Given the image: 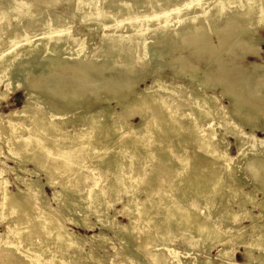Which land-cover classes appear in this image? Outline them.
I'll use <instances>...</instances> for the list:
<instances>
[{
    "label": "bare ground",
    "instance_id": "6f19581e",
    "mask_svg": "<svg viewBox=\"0 0 264 264\" xmlns=\"http://www.w3.org/2000/svg\"><path fill=\"white\" fill-rule=\"evenodd\" d=\"M108 2L99 7L90 1H78L74 9L75 12L85 10L79 15V22L86 26V30L90 22L96 29L102 25H111L102 30L100 42L96 45L97 47L99 44L103 45L100 62H96L93 55L88 56L89 59L82 58L85 49L82 38L71 36L70 23L64 18L58 17L60 20H57L50 16L46 17L45 12H35L37 8L29 0L24 2L12 0L9 7L6 8L8 6L6 2L5 8L2 5L3 10L0 9V82H7L9 75L19 73L18 80L26 81L31 73H28L27 69L30 65L28 60H34L32 57L41 51L45 53V58L47 55L49 58L50 54L63 48L67 37L70 38V42L64 45L67 51L65 58L62 60L53 58L54 61L51 62L58 68L54 71L68 70L65 71V76L68 77L67 73L70 71L72 78L75 75L78 81H85L76 85V81H72L75 87L64 90L59 86V84L62 86V81L58 83L59 81L53 80L54 77L53 79L47 77L55 73L48 72L47 75V67L49 68L51 63L48 61V66L47 63L40 62L39 67L43 68L39 69L38 78L36 75L32 83L28 81L29 78L27 79L28 84L31 83L27 86L30 91L27 90L25 94L27 102L22 107L11 110L4 116L5 118L0 117V141L9 152L7 158L18 159L21 164L19 169L28 174L23 176L14 170L17 173L15 177L23 185L17 186L15 192L9 189V179L2 177L4 170L0 169V213L2 220L6 222L5 230L0 231V264H14L9 256L12 247L20 243L27 248V251L21 253L30 264H70L72 257L76 256L79 257L76 264H86V255L83 253L66 255V244L74 249H77L79 244L75 241L73 233L65 231L60 226L62 224L58 218L51 216L49 211L33 214L29 210V204L44 199L45 196L39 169L47 171L44 174L48 184H51L50 178L53 175H63L59 180L61 190L53 191L55 199H59L62 194L71 193V197L66 199L70 204L72 202L73 205L82 207L88 216L97 215L102 226L117 229L120 240L128 242L133 237L134 241L125 243L124 248L132 250L134 246L140 247L137 242L138 236L140 237V243L149 248L147 253H143L149 260L140 261L136 255H126L132 264H148L150 261L154 264H170L171 253L161 252V246L168 247L182 234L187 235L188 243L198 247L203 244L204 248H210L215 243L228 245L227 243L236 242L256 246L259 254H262L264 224L259 226L253 219L254 214L245 208L248 203L264 208V161L255 153L259 149L260 141L253 137L244 139L241 135V126L237 122L239 119L236 120L234 116L240 109L233 111L222 106L218 102L219 97L213 93L209 94L206 88L210 84L209 81L223 84L234 106L263 113V66L256 63L251 64L249 69L242 65H229L224 68L223 61L219 60L221 65L217 74L208 75L205 82L197 81L199 85L196 86L200 88L192 91L178 81L182 69L178 67L183 65L185 67L180 52L177 56L170 55V59L167 57L168 62L166 58L163 61L161 55L163 52L169 56L175 50L180 51L191 44L194 48L191 53L199 60L206 59L207 52L215 51L216 48L208 40L211 32L216 34L214 31L218 30L219 33L221 28L229 30L238 23L246 25L252 19L263 20L264 0H132L126 3L108 0ZM228 8L232 10H227ZM23 14H27L26 26L22 29L15 28L2 38L3 32L8 30L9 18L13 17L17 22ZM220 18H223L222 27L217 25ZM181 21L183 25L180 29L175 28L171 32L164 29L166 27L170 29L168 27L170 24L176 25ZM129 30H132L133 34L124 36ZM177 35L182 37L181 45L171 43L173 36ZM33 37L38 38L31 41ZM43 37L53 41V45L46 47ZM148 39H153L151 44L147 42ZM96 49L94 48V52ZM22 50L27 52L21 53ZM246 52L255 56L258 54L257 48L254 50L249 48ZM70 59L72 60L69 61ZM136 63L139 64L140 71L146 66L151 67L153 71V83L147 87L148 89H134L132 83L124 85L126 88L116 89L117 95L114 97L120 109L114 108L113 111V108L108 109L106 106L108 116L104 120L85 112L82 114L73 111L75 115L66 116L72 112L69 108L71 105L79 104L77 106L79 108L81 105L90 107L87 110H92L97 105L100 98L96 88H91L87 83L93 73L115 70L118 74L129 77L139 72L138 69L133 71ZM165 68H169L167 76H170L171 80H166L162 76ZM62 74L61 78L64 76ZM75 77L73 80H76ZM10 85L6 83L7 90L11 88ZM56 102L60 104V109ZM40 104L43 105V109L38 106ZM135 114L140 118V123L136 130H131L128 118ZM56 115L62 118L59 124L53 119ZM58 130L66 135L68 132L70 134L60 140L61 136L55 133ZM228 133L235 138L238 148L236 157L229 156L224 150L225 145L221 136ZM114 135H118L116 143L113 144L116 153L112 152L113 156H103L102 151ZM248 150L252 151L253 155L247 159L246 166L252 173L253 183L260 185L258 187L262 192L260 202L255 200L253 190L243 191L235 174V168L244 159ZM29 160L36 163L32 169L24 167L25 162ZM147 162L154 167L162 164L158 166L163 169L155 174L147 171L145 170ZM167 163H170V166H167ZM8 167L14 169L13 166ZM229 178H233V181ZM152 182H154L152 188L147 189ZM107 191L110 198L117 200L120 199L121 193L125 194L122 212L127 223L119 224L107 218V205L111 203L109 197L105 198ZM143 193L144 197L141 196ZM62 200L61 203L66 201ZM231 200H236L237 209L231 207ZM260 213L261 210L258 215ZM244 216L253 219L249 225L251 232L258 230L259 227L263 228L250 241L247 240L248 231L245 227L232 226ZM87 218L74 222L88 227L90 223ZM221 225L233 229L234 232L231 234L227 228L222 229ZM152 229L154 235L152 232L150 234ZM219 230L223 233L220 232L222 234L216 238L210 237L218 234ZM105 235L99 231L91 237L96 238L103 246L107 241ZM227 248L228 246H223V249L218 250L217 256L220 261L214 263L204 258L203 262L230 264L222 261L230 260L231 264H240L232 258L234 251L228 252ZM245 251L248 252V260L251 261L253 258L251 251L247 248ZM96 258L98 257H93ZM114 258L111 260L115 262Z\"/></svg>",
    "mask_w": 264,
    "mask_h": 264
},
{
    "label": "rangeland",
    "instance_id": "374dc122",
    "mask_svg": "<svg viewBox=\"0 0 264 264\" xmlns=\"http://www.w3.org/2000/svg\"><path fill=\"white\" fill-rule=\"evenodd\" d=\"M15 1H23L24 2L26 0H13V2H15ZM78 1H90L94 5L99 6V7H102L104 4L109 3L108 0H46V1L45 0H41V1L40 0H29V2L31 4H34V7L37 8L36 9L37 11H35V12H43V13L45 12L46 17L50 16V17H53L55 19L57 18V20H60L58 17H62V19L64 18L65 20H67L71 26V28H70L71 36L73 38H79L81 36V38H82V43L85 46L84 52H82V58L83 59H89V57L93 55V59L96 62H100L102 60L101 54L103 52V45L99 44L98 47L96 45L100 42V36L102 34V30L107 28V27H111V25L110 24L102 25L96 29L93 26V24L90 22L88 24L89 28H88V30H86V26H83L79 22V15L83 14V12L85 10L83 9L82 12L81 11L75 12V10H74ZM135 1H137V0H135ZM138 1H140V0H138ZM0 2H1L0 9H2L3 6L5 8V5L7 3H8L7 4L8 6H6V8L10 6V3L12 4V0L11 1L5 0V2H4V0H0ZM126 2H132V0H130V1L129 0H122V1L117 0V3H126ZM4 3H5V5H4ZM39 7H40V9H39ZM227 10H232V9L228 8ZM27 14H23L20 17L19 21L17 20V22H16L15 18H14V20H13V17L9 18L10 19V22H9L10 26L8 25L7 32L6 31L3 32L2 38L6 37L8 34H10L11 31H14L15 28L16 29L24 28L27 24L26 23L27 18L25 17ZM192 19L194 20V18H192ZM182 22L183 21H181L180 23H178L176 25L170 24L168 26V27H170V29H168L167 27L164 29H166V32H171L172 29L174 30L175 28L180 29L183 25ZM15 24H16V26H14ZM21 24H22V27H21ZM248 24L244 25L243 23H238L236 26L229 28V30H227L226 28H221L219 33L217 32L218 30L214 31L216 34L211 32V35L208 36L209 37L208 40H209V42H211L212 46L214 45L216 48H215V51L211 52V50H210L209 52H207V54L209 56L206 54L205 55L207 57L206 59H202V58L200 60L197 59L196 55H193L191 53L194 48H193V45L190 44V45H187V46L181 48L180 51L177 49L172 54L168 53L169 56L167 55V53L165 54L162 52V55H161L163 57L162 60L165 61L164 58H166V62H168V60L171 58L170 55L177 56V55H179V52H180L181 61L185 64V67H184V65L182 67L181 66L178 67V68H182V69L180 71L181 75H180V77H178L179 80L178 79L177 80L182 82V84L184 83V85L187 86L188 90H190V88H191L192 91L198 90V88H200V87H198L196 85H199L198 83H201L203 81L205 82L206 81L205 78L208 75H210L212 73L214 75L217 74L219 66L221 65V63L219 64V60L223 61L222 64L224 65V68L229 67V65L230 66L242 65L246 69H249L250 68L249 66L251 64L257 63V64H261L263 66V70H264V19L263 20L262 19L257 20V21L252 19V21H249ZM184 25H187V24H184ZM217 25L219 27H222L224 25L223 24V18L219 19V22ZM172 26H174V27H172ZM12 28H14V29H12ZM32 29L35 30V28H32ZM209 29H210V31H212L211 27H209ZM5 34H6V36H4ZM128 34H133L132 30H129L128 32L124 33V36L128 35ZM223 34H226L228 36H225ZM221 35H222V38H221ZM37 38L38 37H33L31 41H35V40H37ZM43 39L46 43V47L53 45V41L47 40V37H43ZM181 39H182V37H180L178 35L173 36L171 43H173L175 45H181V43H182ZM65 41L66 42H64V45L65 44L68 45L67 42L68 41L70 42V38L67 37L65 39ZM152 41H153V39L147 40V42L150 44L152 43ZM64 45H63V48L61 50L50 54L49 58H48V55L45 58L44 56H46V55L42 51L37 52L34 57L31 56L34 60H32V59L28 60V62L30 64V65H28V68H27V69H29L28 73L29 72L32 73V74L29 73L30 74L28 77L29 79L27 78L28 81L30 80V82L32 83V81L35 80L36 75H37L36 77L38 78L39 73H40L39 69L43 68V67H39L40 62L41 63L43 62L44 64L47 63L46 65L49 66V64L52 61H54V59L55 60L58 58L61 60L64 59L66 56V53H67V51L64 49ZM5 47H7V46H5ZM96 47H97V49H96ZM94 48L96 49L95 52H94ZM249 48H251L253 50L257 48L258 54L255 56L251 53H247L246 51H249ZM22 49H27V48H22ZM26 52H27V50L21 51V53H26ZM42 57H44V59ZM47 58H48V60H46ZM71 60L72 59H70L69 61H71ZM48 61H49V64H48ZM35 64L36 65L38 64V65L36 66ZM50 65L51 66H49V68L47 67V75H48V72L52 73L54 71V69H58V68H56L54 63H51ZM52 65H54L55 68H53ZM138 65H139L138 63L135 64V66L133 67V71H134V69L135 70L138 69V67H139ZM148 67L149 66L144 67L145 71H143L144 68L141 69L142 71H140V69H138L139 72L133 73L129 77L122 76V75L118 74L117 72H115V70H111V71L105 70L104 72L93 73L91 75L90 80L87 81V83H88V85L91 86V88H96V93H97L98 97L100 98L98 100L97 105L92 110H87V108H90V107H87L84 105H81L82 107H80V108L77 107V106H79V104L78 105H71L69 108L71 109L70 111H72V112L66 116L68 117L69 115H75V114H73V111H74V112L82 113V114L84 112H85V114L91 113L92 116L97 117V119H99V120L100 119H103V120L106 119L108 116L107 113H108L109 108H113V111H115V109L116 110L120 109V105L117 104L118 101L114 97L117 95L116 89L126 88V86H124V85L128 86L129 84L131 85V83L133 84L134 89L137 88L140 90H146V89H148L147 87L150 86V84L152 85V83H153L152 82L153 81L152 80V78H153L152 72L153 71H151V67H149V68ZM183 67H184V69H183ZM48 69H50V71ZM51 69H53V70H51ZM149 69H150V71H149ZM178 70H180V69H178ZM36 71L38 74L36 73ZM65 71L67 72L68 70H61L60 72L54 71L57 75L53 72L55 75L54 74L50 75V73H49L51 78H50V76H47V77H48V79H53L52 77H54L53 80H56V82L59 81L58 83H61V81H62V86L60 84H59V86H60V88H63L64 90H66V89L71 90L70 87H72V89H73L75 87L76 83L80 84L82 82H85V81H82V82L78 81L76 79L75 75L72 78L71 77L72 74L70 73V71H69V74L67 73L68 77L65 76V73H66ZM168 72H170L169 68L163 69L162 76L166 80H171L170 76H167ZM183 72H184V75H183ZM247 72L249 73V70H247ZM62 73L64 74V76ZM150 73H152V74H150ZM61 74L63 76L62 78L60 77ZM70 74H71V76H70ZM16 75H18V76H16ZM16 75H13V74L9 75V77L6 79L7 82H4V81L0 82L1 83L0 84V117H4L11 110H13V109L15 110L16 108L18 109V108L22 107L24 103L27 102L25 94H26L27 90L30 91V88H28L27 86L31 83L29 82V84H28L27 79H26V81H24L22 79V82H20L18 80L20 73L16 74ZM187 75L189 77H187ZM190 76H191V79H190ZM55 77H56V79H55ZM74 77L76 80H73ZM59 78H61V79L59 80ZM67 78L69 81L67 80ZM70 78H72V79H70ZM79 80H81V79H79ZM174 80H176V79H174ZM184 80L186 82H184ZM63 81L67 85L64 84ZM72 81L73 82L76 81L75 85H74V83L73 84L71 83ZM197 81H198V83H197ZM68 82H70V83H68ZM187 82H189V83L186 84ZM6 83L11 84L10 85L11 88L8 90L6 89ZM209 83H210L209 84L210 86L209 85L207 86L206 91H208L209 94L213 93L217 97H219L218 102L221 103L222 106L228 108L229 110H233V111L240 109V110H238V114H236V112L234 113V116H235L236 120L239 119V120H237V122L241 126V129H242L241 135L244 139H246V138L248 139V138L253 137L256 140L260 141V143H258L259 149L255 153H257V156L259 158L263 159V161H264V125H263L264 124V112L263 113H262V111H258V112L254 111L253 112V111H251V109L249 110L248 108H241L239 106H234V104H233V102H231L232 100L230 99V96L228 95L226 88L223 84H219V83L214 82V81H209ZM12 84H13V86H12ZM70 84H71V86H69ZM154 85H156V84H154ZM232 94H234V93H232ZM34 97L36 98V96H34ZM34 97H33V100L35 99ZM56 104H58L57 107H59V109H60V106H59L60 104L58 102H56ZM38 106L43 109V105L40 104ZM106 106H108L107 110H106ZM240 112H242L243 114L240 115L239 114ZM245 112H247V113L245 114ZM262 115H263V117H262ZM59 116L60 115H56L53 118L57 124H59L62 121V118ZM246 116H247V118H246ZM139 120H140V118L136 114L133 116H130L128 118V123L130 124L131 130H136L139 127V123H140ZM227 125L230 126L229 123ZM254 126H255V128H254ZM55 133H56V135L61 136L60 140L65 139L70 134V132H68L66 135V133H63V131L60 132L59 130L56 131ZM256 135L258 138H256ZM124 136L126 137L127 135H124ZM111 139L114 141H112ZM111 139L108 142L107 146L105 147L104 151H102L103 156L104 155L113 156L116 153V150L114 149L113 144L116 143L115 140L117 141L118 135L112 136ZM221 139L223 140V143L225 145L224 150L227 151L228 155L232 156V157H236L238 155V148H237L234 136L231 133L223 134L221 136ZM107 147H109V148L106 150ZM252 155H253L252 151L248 150L246 152L244 159H242L240 164H238L237 167L235 168V174H237L238 182L242 185L243 191L246 192L249 190H253V196H254V198H256L255 200L257 202H260L261 198H262V192L258 188V187H260V185L257 183L256 184L253 183L252 177H251L252 173L250 172V170H248V168L246 166L247 159L249 157H251ZM7 156H9V152L7 151L5 144H3L0 141V169L4 170L2 172V177L8 178L9 179V184H8L9 189L17 192V186L23 187V185H22V183H20L17 180V178L15 177V174L18 173V174L23 175V176H27L28 174H26L25 171H22L19 169L20 168L19 166L21 164H19L18 159L14 160L11 158H7ZM35 164L36 163L29 160V161L25 162L24 167H26L27 169H30V168L32 169V168H34ZM158 165L161 166L162 164H158ZM158 165L154 167L150 162H147L145 170L150 171L152 173L154 172V174H155V172H159L161 169H163V167L160 169V166H158ZM8 166H13L14 169L11 170ZM167 166H170V163H167ZM158 168H159V170H158ZM14 170H17V173H15ZM45 172H47V171L39 169V175L41 176L40 177L41 181H43V183H44L42 186L43 193L45 194L44 199L36 200L35 203L33 202V203L29 204L28 207H29L30 212H32L33 214H40L42 212L49 211L51 216H54L56 219L58 218L57 220L59 222H61V224H62L60 226H62L65 229V231H68V232H71L74 234L75 241L79 245H78L77 249L76 248L74 249L73 247L68 246L66 244V246H65L66 252L65 253L67 256L74 255L75 253L76 254L77 253H83L86 255V258H87V259L85 258L86 264H116V263L117 264H132V261H130L129 258H127V256H126V255H132V254L136 255L138 257V260H140V261H146V260L148 261L149 260L146 255H145V257L143 256L144 255L143 253H147V250L149 248H147L146 245L140 243L141 241H140L139 236H138L137 242L140 245V247L135 248V246H134L132 250L130 248H124L123 245H125V243L126 244L129 242L132 243L134 241L133 237H131L128 240V242L125 241L124 239L120 240L119 231L117 229H113L112 227L108 228L107 226H102L101 220L97 217V215L91 214V216H88L83 211L82 207H80V206L77 207V204L73 205L72 202L70 204V202L66 199H68V197H71L70 196L71 193H67L65 195L62 194L59 199H55V197L52 194H53L54 190H61V184H60L59 180H61V177H63V175L62 174H59L57 176L53 175V177L50 178L51 184H48V183H46L47 179H46L45 174H44ZM229 179H230V181H233V178H229ZM153 184H154V182H152V185H149L147 187V189H151ZM106 193L107 194H106L105 198L109 197V199L111 201V203L107 205V211H108L107 212V218H111L115 223H119V224L127 223V219L125 217V214L122 212L123 211L122 210L123 209V202H124V200H126L125 194L121 193L120 199L117 200L114 198H110L109 191H107ZM254 194H256V195H254ZM63 195H64V197H63ZM144 195H145L144 193L141 194L142 197H144ZM22 197L24 198L25 196L23 195ZM61 198L63 200L65 199L66 201L61 203V200H62ZM236 203H237L236 200H233V201L231 200V202H230L231 207L233 206V208L237 209L238 203L237 204ZM246 206H245L246 210L249 211L251 214L252 213L254 214V216H253L254 221L256 220L255 222L259 226L264 224V208L261 209L256 204L251 205V203H248ZM260 210H261V213H260V215H258ZM66 215H67V217H66ZM82 217L83 218L88 217L87 219L90 223V226L84 227V226L74 222L75 220H78V222H79L80 220L83 219ZM95 217L97 218L98 221L96 220ZM244 217H242L239 221L234 222L232 226H234V227H245V230L248 231L247 240L250 241L254 237H256V235L264 227L262 228V227L258 226L259 227L258 230L251 232L249 225L253 219L246 218V217L244 218ZM5 226H6V222L4 220H2L1 213H0V231L1 232H3L5 230ZM221 228L225 229L227 227L225 225H221ZM227 230H229L231 234H232V232H234L233 229L227 228ZM99 231H102L103 233L106 234L105 236L107 238V241L103 244V246H101L99 244V242L97 241L96 238L91 237L92 235L97 234ZM153 231H154V229H152V231H150V234L152 232L154 235ZM220 232L223 233V231L219 230L218 234H214L210 237L216 238L220 234H222ZM204 237H206V236H204ZM204 237H202V239ZM187 238H188L187 235L182 234V235L178 236L174 240L173 243L169 244L168 247L167 246H161V252H164V253L167 252L168 253V251H170V253H171L169 255L170 264L175 263V262H182V264H187V263L205 264V262H203L204 258L205 259L208 258V259L212 260L214 263H216V262L221 260L220 258H218L217 255H218V250L223 249V246H228V248H227L228 252L234 251L232 258L234 260H236L237 262H239L240 264H264V251L262 254H259L258 248L256 246L251 247L249 245L232 242L230 244L227 243L228 245H224L222 243H217V244L215 243L210 248H204L203 244L201 245V247H198L192 243L191 244L188 243ZM1 244H3V242ZM105 244H107V245H105ZM121 246L125 249V251L123 248H121ZM248 246L250 248H248ZM246 248L251 251V256H253L251 261L248 260V252L245 251ZM114 249H116V250L118 249V250L116 251ZM128 249L131 251H128ZM135 249H137V250H135ZM24 250L27 251V248L25 246H23L21 243L18 246L12 247L9 258L11 260H13L14 264H20L22 262H27L30 264V262L24 256V254L21 253V251H24ZM122 251L124 252V254ZM140 252H142V253H140ZM114 256H115V258H114ZM123 256H125V257H123ZM93 257H98V258L93 259ZM112 258L115 259L116 263L111 260ZM117 260L120 262H118ZM78 261H79V257H77V256L72 257L70 264H76ZM222 261L231 264L230 260H222ZM133 264H135V263H133ZM148 264H154V263L150 261V263H148Z\"/></svg>",
    "mask_w": 264,
    "mask_h": 264
}]
</instances>
